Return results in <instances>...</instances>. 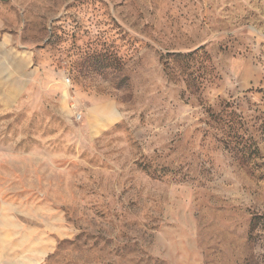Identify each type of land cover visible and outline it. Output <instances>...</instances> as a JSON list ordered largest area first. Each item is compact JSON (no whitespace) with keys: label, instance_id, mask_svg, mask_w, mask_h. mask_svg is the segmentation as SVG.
I'll use <instances>...</instances> for the list:
<instances>
[{"label":"rangeland","instance_id":"374dc122","mask_svg":"<svg viewBox=\"0 0 264 264\" xmlns=\"http://www.w3.org/2000/svg\"><path fill=\"white\" fill-rule=\"evenodd\" d=\"M2 208L40 264H264V0H0Z\"/></svg>","mask_w":264,"mask_h":264},{"label":"crops","instance_id":"0c3cea01","mask_svg":"<svg viewBox=\"0 0 264 264\" xmlns=\"http://www.w3.org/2000/svg\"><path fill=\"white\" fill-rule=\"evenodd\" d=\"M8 211L0 209V264H40L46 257L41 233L36 228L30 231L19 221L10 222Z\"/></svg>","mask_w":264,"mask_h":264},{"label":"built area","instance_id":"2783aa9c","mask_svg":"<svg viewBox=\"0 0 264 264\" xmlns=\"http://www.w3.org/2000/svg\"><path fill=\"white\" fill-rule=\"evenodd\" d=\"M81 117V116H80Z\"/></svg>","mask_w":264,"mask_h":264}]
</instances>
